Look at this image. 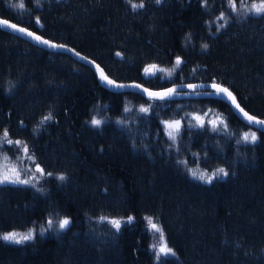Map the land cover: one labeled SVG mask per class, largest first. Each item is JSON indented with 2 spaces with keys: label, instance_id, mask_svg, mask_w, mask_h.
Segmentation results:
<instances>
[{
  "label": "trees",
  "instance_id": "16d2710c",
  "mask_svg": "<svg viewBox=\"0 0 264 264\" xmlns=\"http://www.w3.org/2000/svg\"><path fill=\"white\" fill-rule=\"evenodd\" d=\"M258 1L236 0L233 11L229 0H0V16L73 47L118 81L218 82L264 120V15L240 10ZM173 65L170 81L155 71ZM208 107L232 131L250 127L217 97L111 91L67 53L0 28V134L13 141L5 151L26 145L45 172L29 185L0 184V234L34 231L20 244L0 240V264H264V134L252 128V143L200 127L183 126L175 141L164 132L162 120ZM183 162L227 175L205 183ZM147 217L175 255L157 259Z\"/></svg>",
  "mask_w": 264,
  "mask_h": 264
},
{
  "label": "snow or ice",
  "instance_id": "6c2138e0",
  "mask_svg": "<svg viewBox=\"0 0 264 264\" xmlns=\"http://www.w3.org/2000/svg\"><path fill=\"white\" fill-rule=\"evenodd\" d=\"M129 2H131V0H129ZM157 3H160V0H156ZM37 3H39V0H37ZM229 4L230 7L233 9V11H236V0H229ZM15 7H19V8H24V3L23 0H20V3L17 5H14ZM143 3L141 2L140 4H132V7L135 9L137 7H143ZM247 11H251L254 12L257 15H264V0H259V3H253L251 5L250 8L247 9ZM220 19H224V15L222 14ZM37 23H39V21L37 20ZM0 26H6L8 28H11L15 31H18L20 33H23L27 36H31L33 39L37 40L40 43L43 44H47L49 47H53V48H57V47H63L62 45H55V44H51L49 41L47 40H42L41 37L39 36H35L33 33L28 32L26 29L24 28H18L16 24H10L7 20H0ZM204 47H207V45H205ZM117 55H119V53H117ZM181 63V60L179 58H177L176 61V66L178 67ZM153 68H155V66H153ZM97 71L100 72V77L102 80L106 81L109 85H113L114 82L109 80L103 73V71L101 69H99V67L97 66ZM146 73L150 72V69H146L145 70ZM115 87H124L123 85H114ZM137 87H139L137 85ZM213 88H215L216 92L219 93H225L227 94L228 98L231 99L232 103L236 106V108L239 109L240 112L243 113L244 117L248 120V122L254 123L257 126H264V120H257L255 119V117L250 116L247 112H244V110L242 108H240L239 104L236 103L235 97L232 96V93L228 91V89L226 88H222L219 85H216L215 83L212 85ZM144 91H147V89H145ZM175 89H169L167 93H163V94H159V93H149L150 96H159L161 99H163L165 96H170L172 94L175 93ZM141 111H147V109L142 108ZM51 114H49L48 116L44 117V119L41 121V123L43 124L44 121L46 120H50ZM194 119L198 120L200 122V126H203V120L201 117H194ZM219 123L223 124V119L222 118H218ZM101 123V121L93 119L92 124L94 126H99ZM212 125H213V130H216L217 127V122L216 121H211ZM168 127H173V125H168ZM175 132H169V138L172 139L173 141H175L176 139V133L179 132V127H180V122L176 121L175 122ZM227 126L225 125V128ZM8 132L7 130L4 131L3 134V138L7 141V143L11 144L13 143V141L8 140ZM257 137L255 132L252 133H244L243 135V140L245 142H252L254 143L256 141ZM18 145L21 143L19 141L16 142ZM24 152L27 153L28 152V148L25 145L23 148ZM6 159V158H5ZM29 159H31V157H29ZM36 172L40 173L41 175H44V170L41 169L39 167V165L36 166ZM50 175V174H49ZM193 177H197L202 181L205 182H211L212 179L216 176H220V175H227V172H225V170L223 168H219L216 170V172L212 173L211 175H208L206 173H197L196 171L192 172ZM59 179H64V177H59ZM32 182L31 179H21V175L20 172L16 169H12L11 170V174L9 173V171L5 170L3 172L2 175H0V184L2 183H20V184H30ZM101 219H105V218H101ZM134 218L133 217H128V222H131ZM147 223L150 227V230L153 233H159V241H160V246L158 248V255H157V259H159V254H164V255H175V253L172 251L171 248L167 247V244L164 240V233H163V229L159 226L158 221H153V219L151 217H147ZM53 223L54 221L52 219L48 220V227L52 228L53 227ZM109 223H111L113 225V227H115L117 230H119L120 225H121V221L120 220H110ZM70 224V220L67 218H64L62 220L59 221L58 227L60 229H64L66 228L68 225ZM45 231V229L43 227H41L40 232L41 234H43V232ZM34 236V232L33 230H29L26 233H19V232H9L6 234H0V240L3 241H9V242H13V243H23L25 241H29L32 240ZM155 247V245H154Z\"/></svg>",
  "mask_w": 264,
  "mask_h": 264
},
{
  "label": "rangeland",
  "instance_id": "374dc122",
  "mask_svg": "<svg viewBox=\"0 0 264 264\" xmlns=\"http://www.w3.org/2000/svg\"><path fill=\"white\" fill-rule=\"evenodd\" d=\"M253 3H259V1L258 2H251L247 6L244 5L243 7L240 8V10L244 9L247 11V9L250 8ZM249 12H251V11H249ZM252 13H254V12H252ZM174 68H175V65H173L172 67H160V68L157 67L155 69V71H156V73L157 72L160 73V75H159L160 77L162 76L163 79H167L170 81V80H172V76L170 74L174 73ZM148 74H155V72L151 70L150 72H148ZM142 108L147 109L148 106L140 107L139 110H141ZM197 116L202 118V120L204 122L203 126H200V122L198 120L194 119V117H197ZM218 118L223 119V124L219 123ZM176 121L180 122L179 130L183 126L207 128V129L214 131V132H217V133H223V134L229 135V136L233 137L237 142H245L243 140L244 133L255 132L252 129V127H249L247 129H244L241 131H232L231 128H229V126L227 125L224 113L220 112L216 108L208 107L202 111L184 112L178 118H171V119L162 120L163 129H164V132H165L168 139H170L168 133L169 132H175L174 125H175ZM211 121L217 122L216 130H213V125H212ZM168 125H173V127L170 128V127H168ZM225 125L227 126L226 128H225ZM177 134L178 133H176V136H177ZM255 134H256V132H255ZM170 140L173 141L172 139H170ZM5 142H7V141L3 138V134H0V175H2L5 170L9 171V173L11 174V170L16 169L20 172L21 179H31L33 181L34 179H36L40 176H43L40 173L36 172V166L39 164H37L35 162L34 156L29 150L27 153H25L23 150L24 146H22V147L20 146L21 150L15 156H11L5 151V146H4ZM29 157H31V159H29ZM39 167L41 169H43L40 165H39ZM183 167H184L185 171L187 172V174L191 178H193L195 180H199V181H202V180H200L197 177H193V175H192L193 171H196L197 173H206L208 175H211L212 173L216 172L217 169L222 168V167H216L213 169H206V168H203L197 164H189L188 162H183ZM44 174H45V172H44ZM224 176L225 175L216 176L212 179V181L215 179H218V178H222ZM202 182H205V181H202ZM205 183H210V182H205ZM2 184H7V183H2ZM14 184H20V183H14ZM20 185H29V184H20ZM29 230H33V229L27 228V229H23V230H11V231L4 232L2 234H6L9 232L26 233ZM156 234L159 235V233H156ZM159 246H160V241H159V237H158L157 251H158Z\"/></svg>",
  "mask_w": 264,
  "mask_h": 264
},
{
  "label": "water",
  "instance_id": "95a60500",
  "mask_svg": "<svg viewBox=\"0 0 264 264\" xmlns=\"http://www.w3.org/2000/svg\"><path fill=\"white\" fill-rule=\"evenodd\" d=\"M0 20H7L10 24H16L18 28H24L26 29L28 32L33 33L35 36H39L41 37L42 40H47L49 41L51 44H55V45H62L63 47H57V48H53V47H49L47 44H43L38 42L37 40L33 39L31 36H27L23 33H20L18 31H15L11 28H8L6 26H0V28L13 33L17 36L22 37L23 39L31 42L34 45H37L39 47H42L43 49L46 50H51V51H60V52H65L67 53L70 57H72L73 59H75L76 61H79L87 66H89L90 68L93 69V71L95 72L99 83L111 90V91H115V92H122V91H133L136 93H139L141 96L145 97V98H151V99H161L159 96H150L149 93H159V94H163V93H167L169 89H175V93L170 95V96H165L163 99H170V98H184V97H202V96H213V97H217L221 100H223L230 108V110L232 111V113L237 117L238 120H240L241 122L247 124L248 126L262 132L264 134V126H257L254 123H249L248 120L244 117L243 113L239 111L238 108H236V106L232 103L231 99L228 98L227 94L225 93H217L215 88L212 87V85L215 83L216 85H219L222 88H226L224 85L218 83V82H212V81H198V82H176V83H172L168 86L165 87H160V88H153V87H148L145 86L137 81H118L113 79L112 77H110L105 70L93 59L87 57L86 55L80 53L79 51H77L76 49H74L73 47L63 44V43H59L56 41H53L47 37L42 36L41 34L35 32L34 30H31L19 23H16L10 19L4 18L0 16ZM97 66L99 67V69H101L104 73V75L111 81L114 82L113 85H109L106 81L102 80L100 77V72L97 71ZM114 85H123L124 87H115ZM137 85L139 87H137ZM145 89H147V91H144ZM229 92H231L228 89ZM232 93V92H231ZM232 96L235 97L232 93ZM236 100V98H235ZM236 103L239 104L236 100ZM240 108H242L244 110V112H247L240 104H239ZM250 116L255 117V119L257 120H263L249 112H247Z\"/></svg>",
  "mask_w": 264,
  "mask_h": 264
}]
</instances>
